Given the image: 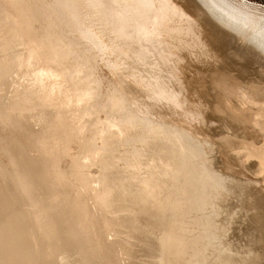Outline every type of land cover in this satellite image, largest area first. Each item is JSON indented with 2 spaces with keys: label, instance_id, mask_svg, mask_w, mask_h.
<instances>
[{
  "label": "bare ground",
  "instance_id": "6f19581e",
  "mask_svg": "<svg viewBox=\"0 0 264 264\" xmlns=\"http://www.w3.org/2000/svg\"><path fill=\"white\" fill-rule=\"evenodd\" d=\"M229 37L263 60L264 3L0 0V264H264Z\"/></svg>",
  "mask_w": 264,
  "mask_h": 264
},
{
  "label": "rangeland",
  "instance_id": "374dc122",
  "mask_svg": "<svg viewBox=\"0 0 264 264\" xmlns=\"http://www.w3.org/2000/svg\"><path fill=\"white\" fill-rule=\"evenodd\" d=\"M257 1H259L260 3H264V0H257ZM231 40V41H230ZM230 41V42H229ZM228 43L230 44V45H228ZM225 46H227L226 48H225ZM245 46V44L243 43V41H242V39H240V38H236V37H229V39H228V41H227V43L226 44H224L223 45V47H224V49H225V51L226 52H224V49L222 50H215V51H212L211 53H212V55H214V56H216V57H218L217 59H215L216 57H213L212 55H211V57H212V60L213 59H215V60H217L216 61V63L214 64V65H219V67L221 68V66L223 67V64H224V68H226V70L227 71H225V74L223 73V72H218V71H222L224 68H222V70H220V68L218 69V71H217V73L220 75L221 73V75L223 76V75H225V76H227V77H225L224 79H223V77L221 78L220 76V78L218 79L219 81V86H221V87H223V90L224 89H226L227 91H228V93H229V95L228 96H230L231 95V97H230V99H232L233 101V103L234 102H236V103H234V104H236V105H238L239 103H241V104H239V106L241 105V107H243L244 106V108H246V111H247V113L248 114H250V115H252V117L254 118V117H257V118H259V119H262L263 117H264V115L262 114V113H260L261 111H264V102H262V101H264L263 99V97H264V59L262 60V58H260V57H258V58H256V57H252V55H250V54H248L247 52H246V46ZM219 51H220V53H219ZM214 52V53H213ZM216 53V54H215ZM218 53L220 54L219 56H222L223 54L224 55H226V53H228L227 55L228 56H225V58L223 57H220L221 58V60L223 59H226V61H227V59H228V61L229 62H231V60H234L235 58V61H236V63H237V66H238V68H240V66L238 65L239 64V62H240V64L242 63V62H244L243 64L245 65V64H247V63H249V58L250 59H252L253 60V63H252V65H250L249 66V70H250V72H249V70H248V68H247V73H244L243 75H244V77L246 76L245 74H247L248 76V78L246 77V79H244V77H239L240 76V73H237L236 72V70L234 71V69L232 70V68L229 66V67H227L230 63L228 62V64H227V62L224 60V62H222V61H219L220 60V58H219V56H218ZM223 55V56H224ZM229 57V58H228ZM238 57V58H237ZM246 57H247V59H246ZM240 59H242V61L240 60ZM212 60H210L209 59V62H210V64H211V62H212V64L214 63ZM245 60L247 61V62H245ZM222 63V64H221ZM210 64L208 65V66H210ZM225 64H227V66L225 65ZM207 66V65H206ZM236 66V67H237ZM247 66V65H246ZM194 67V66H193ZM192 67V69H195L196 67H194L193 68ZM197 68H198V70H192L191 69V71H195V73L197 72L198 73V71L200 70H204V69H202L201 67L199 68V66H197ZM196 68V69H197ZM231 68V69H230ZM237 69V68H236ZM225 70V69H224ZM231 71V72H229V71ZM200 71H199V73H200ZM208 73H209V71H207ZM226 72H228V74H226ZM249 72V73H248ZM192 73H194V72H192ZM229 73L231 74V76H233V78H235L236 77V81H238L239 80V82H236L234 79H232L231 77L229 78ZM235 74H236V76H235ZM238 74V75H237ZM252 75V76H251ZM235 76V77H234ZM242 76V75H241ZM238 77V78H237ZM251 77V78H250ZM254 77V78H253ZM227 78H229V79H231V80H229V79H227ZM239 78H241V79H244V80H241V79H239ZM253 78V79H252ZM259 78H261V79H263V81L261 80V79H259ZM228 81H227V80ZM249 80V82H248V80ZM251 79V80H250ZM220 80H222L221 82H223V83H221L220 82ZM234 80V81H233ZM245 80H247V82L245 81ZM252 80H254L253 82L254 83H251L250 81H252ZM261 80V81H260ZM234 83H233V82ZM241 81V82H240ZM245 83H244V82ZM256 81H259L258 83L256 82ZM227 82H228V84H227ZM243 82V83H242ZM221 83V84H220ZM241 83V84H240ZM247 83V84H246ZM248 83H249V85H248ZM224 84V85H223ZM238 84V85H237ZM252 84V85H251ZM253 84H255V86L253 85ZM256 84H258V85H256ZM223 85V86H222ZM227 85H228V87H227ZM241 87H240V86ZM261 85V86H260ZM231 86H233V87H230ZM234 86H235V88H234ZM259 86V87H258ZM249 87V88H248ZM230 90H229V89ZM247 88V89H246ZM250 88H253V90H251L250 91ZM255 88H256V90H255ZM259 88H261V90H258ZM226 90H224V92H226ZM256 91V92H255ZM240 94V95H239ZM255 94V95H254ZM235 95V96H234ZM242 95V96H241ZM249 95V96H248ZM237 96H240V97H237ZM254 96V97H253ZM237 98V99H236ZM256 98H258V101H257V99ZM239 99H241V100H239ZM256 99V100H255ZM249 102H251V103H249ZM257 102V103H256ZM259 102V103H258ZM262 102V103H261ZM254 103V104H253ZM247 105V107H245ZM258 106V107H256V106ZM260 105H261V107H260ZM250 106V107H249ZM248 108V109H247ZM250 108V109H249ZM249 110V111H248ZM253 113V114H252ZM234 224V223H233ZM231 226H234V227H231V229L232 230H230L231 231V234H230V231H229V236H228V239H231V240H235V226H236V224L235 225H231ZM232 235V236H231ZM232 238H231V237ZM230 237V238H229ZM234 237V238H233Z\"/></svg>",
  "mask_w": 264,
  "mask_h": 264
}]
</instances>
